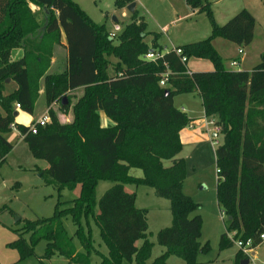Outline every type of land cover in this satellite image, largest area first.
<instances>
[{
    "label": "trees",
    "instance_id": "16d2710c",
    "mask_svg": "<svg viewBox=\"0 0 264 264\" xmlns=\"http://www.w3.org/2000/svg\"><path fill=\"white\" fill-rule=\"evenodd\" d=\"M133 3L118 0L116 7ZM209 16L213 34L208 40L178 48L180 56L170 52L163 60L147 62L144 56L160 49L159 36L153 35L151 48L143 21L135 19L111 39L105 26L97 25L73 0H0V166L14 149L5 135L15 123V106L34 115L44 90L46 107L60 104V112L71 113L73 122L62 124L59 111L51 109L50 123L37 134L33 135L30 127L18 125L17 130L32 157L48 164L43 172L46 185L59 195L81 186L80 198L59 202L51 219L28 222L23 235L12 244L20 251L21 261L45 241L43 259L58 255L68 264H91L93 253L100 256L101 264H168L172 256L196 264L198 254L207 252L208 247L200 243L202 219L193 216L199 207L183 193L186 166L178 156L183 148L181 133L192 120L175 107L179 95L197 94L206 117L217 118L216 127L224 137L215 151L217 198L232 221H227L220 250L234 245L228 233H236V240L244 243L251 241L252 250L263 243L264 53L251 72L226 70L214 41L222 39L246 48L253 43L256 20L247 10L224 26H219L210 12ZM61 32L67 39V56L64 67L53 72ZM17 50L23 57L12 60ZM111 57L117 62L112 63ZM183 57L188 62L208 60L214 70L189 75ZM164 63L171 75L167 87L161 88ZM8 80L16 83L17 90L5 96ZM80 89V98L70 95ZM100 112L112 126H101ZM166 161L172 162L168 168ZM132 170L142 171L143 177L131 176ZM103 181L114 186L97 202V187ZM127 185L151 188L158 198L171 203L172 226L157 235L165 253L153 262L149 211L137 208L136 194L129 193ZM67 218L77 227L75 237L84 253L77 250L74 237L64 228ZM92 221L107 256L94 245ZM24 234L33 235L30 243ZM245 256L239 250L237 263Z\"/></svg>",
    "mask_w": 264,
    "mask_h": 264
},
{
    "label": "rangeland",
    "instance_id": "374dc122",
    "mask_svg": "<svg viewBox=\"0 0 264 264\" xmlns=\"http://www.w3.org/2000/svg\"><path fill=\"white\" fill-rule=\"evenodd\" d=\"M73 1L97 25L105 26L110 33L114 32L115 26L124 29L135 19L145 22L147 33L150 34L146 43L152 48L153 35H158L157 46L160 49L156 51H161L164 55L173 48L178 49L208 40L213 34L209 12L219 26H224L239 12L247 10L256 16L260 27L259 33H261V29L264 31V0H134L136 4L135 13L128 11L130 5L118 9L116 7L118 0ZM31 7L37 11V14L41 15L36 6L32 5ZM113 18H116L119 23L115 24ZM219 43L226 44L228 42L221 40ZM216 48L225 56L224 66L231 68L229 61H227V55H224L223 46L217 44ZM234 54L235 51L228 55L234 56ZM12 60H15L14 56ZM54 60L52 71L56 72L58 68L64 67L65 54L59 52ZM110 61L112 63L117 62L114 57H111ZM188 68L193 71L209 68L213 71L214 66L208 60L191 59ZM15 88L16 83L10 85L8 91L14 93ZM4 95L6 96L7 93ZM70 95L80 98L82 91L72 92ZM174 103L178 110L186 108L190 112L189 116L195 120V127L192 129L188 127L185 130L186 137H189L190 140H185V143H182L183 148L178 159L183 160L186 166L183 193L198 205L199 210L193 216L199 215L203 222L201 246L208 247L207 252L198 254L196 264H238L239 248L235 244L230 249L220 250L221 237L227 233L228 217L219 207L217 198L215 151L224 141L223 135L219 133L216 127L217 118L206 117L199 96L179 95L175 97ZM51 109L59 111V120L62 124L73 122L71 113L60 112V104H54ZM51 109L47 108L44 99L39 97L34 115L21 113L24 120V125L21 126L30 127L32 118L49 114ZM214 134L217 136L213 137ZM5 137L9 143L15 145L20 139V134L17 130L12 129ZM44 165L46 163L34 159L28 147L23 144L0 166V264H68L65 258L58 255L51 259H43L47 249L45 241L39 242L34 254L24 261H21L20 251L12 246L23 235L28 222L51 219L59 202L69 203L81 196L80 185L72 190H64L61 195L53 186L46 185L42 170ZM164 165L168 168L172 162L166 161ZM130 174L138 178L143 177L142 171L139 170H132ZM113 186L112 182H100L96 192L97 202ZM126 188L137 193V207L149 211L147 217L149 239L154 244L150 262H153L165 253V249L158 245L157 235L162 230L172 226L171 203L158 198L151 188H137L130 185H127ZM63 224L68 235L74 237L77 250L84 253L79 239L75 237L77 227L72 219H64ZM91 228L96 249L107 256L108 250L101 240L100 231L94 221L91 222ZM23 238L30 243L33 235L24 234ZM141 244L140 242L138 246ZM257 253V258H255L256 255H246L244 261L249 260L250 264H264V243L257 248ZM101 262L100 256L95 253L91 255V264H101ZM168 264L186 263L172 256L168 259Z\"/></svg>",
    "mask_w": 264,
    "mask_h": 264
},
{
    "label": "crops",
    "instance_id": "0c3cea01",
    "mask_svg": "<svg viewBox=\"0 0 264 264\" xmlns=\"http://www.w3.org/2000/svg\"><path fill=\"white\" fill-rule=\"evenodd\" d=\"M252 14V13H251ZM256 20V26H255V32H254V40H253V43L246 47V48H239L237 47L236 45L234 44H231V43H226V44H223V43H219L222 39H216L213 43V46L215 48V50L218 52V54L221 56V58L224 60V57L223 54L220 53V51L217 50L216 48V45L217 44H221V46H223L224 48V55H227V61H229V64L231 66V63L233 61H236L238 62L239 66L238 67H231L232 69H237V70H232L231 68H226L225 66V69L228 70V71H247V72H251L261 61V56L262 54L264 53V31H262L261 29V33H259V22L256 18V16L254 14H252ZM119 23V22H118ZM117 23V24H118ZM60 40H61V48H59L58 50V53L59 52H63L65 54V58L67 56V48H68V43H67V39L65 37V35L63 34V32H61V37H60ZM227 42V41H226ZM173 49H176V48H173ZM172 49V50H173ZM171 51H168L166 54L172 52ZM235 51V54L234 56H230L228 55L229 53H233ZM240 52H242L240 54ZM165 54V55H166ZM13 56L15 57V60H19L23 57V52L20 51V50H17L13 53ZM55 60H53V64H54ZM189 63V62H188ZM188 63H187V70H189L191 73H199V72H212L209 68H207V70H200V69H196L195 71L191 70L190 68H188ZM54 66V65H53ZM214 70V68H213ZM52 71V70H51ZM12 84H15L14 82H11L10 84H7L6 85V88H5V92L4 93H7V95H10L12 94L11 91H8V87ZM17 90V85H16V88H15V91ZM77 91H82L81 89L80 90H77ZM75 91V92H77ZM43 94H44V90H41L40 92V97L41 99L43 98ZM198 96L197 94H193V95H190V96ZM188 96V95H187ZM44 99V98H43ZM175 105V103H174ZM15 109H16V106H15ZM178 109V108H177ZM180 110H182L184 113H186L188 115V117L192 120V124L191 126H189L190 129L194 128L195 125H194V119L192 117L189 116V113L186 108H181ZM16 113H17V117L16 120H15V123L13 126L16 127L15 130H17V126L18 125H24V120L22 119L21 117V113L22 111L20 110H17L16 109ZM2 114H4V112L1 110ZM36 112V111H35ZM192 113V112H191ZM44 116V115H43ZM43 116L41 117H34L31 119L30 123L33 125L36 121H38L40 118H42ZM22 119V120H21ZM100 122H101V126L102 127H109V126H112V122L105 116V114L103 113H100ZM13 129V128H12ZM14 130V129H13ZM186 130V129H185ZM185 130L181 133V142L184 144L185 143V140L186 141H189L190 138L189 137H186V132ZM17 132L20 134V132L17 130ZM186 137V138H185ZM11 144V143H10ZM23 144H25V146L28 147V145L24 142V136H22L20 134V139L18 141V143H16L15 145H13L14 149L13 151L11 152V154H13L16 149L18 147H21ZM29 149V148H28ZM10 154V155H11ZM10 155L8 156L7 160L9 159ZM46 163V162H45ZM49 168L48 164L46 163V165H44V167L42 168L43 171H46L47 169ZM126 190L129 192V193H135L133 190H130V189H127ZM136 194V206H137V193ZM139 208V207H137ZM139 209H142V208H139ZM139 244V243H138ZM137 244V245H138ZM263 244V243H262ZM261 244V245H262ZM260 245V246H261ZM259 246V247H260ZM254 254L256 255L255 258H257L258 256V253H257V249L254 250L252 253H251V256H254ZM250 264V262H249Z\"/></svg>",
    "mask_w": 264,
    "mask_h": 264
},
{
    "label": "built area",
    "instance_id": "2783aa9c",
    "mask_svg": "<svg viewBox=\"0 0 264 264\" xmlns=\"http://www.w3.org/2000/svg\"><path fill=\"white\" fill-rule=\"evenodd\" d=\"M121 31H122V29L119 26H115L114 32L110 33V38L115 39L117 37V35L121 33ZM172 52L176 53L179 56L182 55V51L180 49H173ZM241 53L242 52H240V54ZM164 57H165V55L162 54L161 52L151 51L144 56V60L147 62H157L159 60H163ZM182 63L187 67V63H188L187 58L183 57ZM238 66H239V64L236 61H233L231 63V67H238ZM164 68H165V70L161 74L160 82H159V85L161 88L167 87L168 81H169V78L171 75V71L169 69V66L166 63H164ZM187 73L189 75H191V72L189 70H187ZM16 109L20 110L21 107L19 105H16ZM49 122H50V117H49V114L47 113L42 118H40L38 121H36L33 125L30 126V132L33 135L37 134L38 130L41 128H45ZM12 128L16 129L15 126H12ZM227 237H228L229 241H231L233 244H235L239 248V250H242L245 255L251 256V253L254 251L251 249V241L244 243L240 240H236V238H235L236 233H228ZM261 240L264 243V235L261 236Z\"/></svg>",
    "mask_w": 264,
    "mask_h": 264
},
{
    "label": "water",
    "instance_id": "95a60500",
    "mask_svg": "<svg viewBox=\"0 0 264 264\" xmlns=\"http://www.w3.org/2000/svg\"><path fill=\"white\" fill-rule=\"evenodd\" d=\"M135 8H136V4L133 3L132 5H130V6L128 7V11H129L130 13H135ZM113 22H114L115 24H117V23H118V20H117L116 18H113ZM6 83H7V84H10L11 81L8 80ZM166 94L168 95L169 93L167 92ZM65 104H66V101H65ZM15 117H17V113H15ZM216 136H217V134H214V135H213V137H216ZM228 221H229V222L232 221V218H228ZM249 262H250L249 260H246V261H242L241 264H249Z\"/></svg>",
    "mask_w": 264,
    "mask_h": 264
},
{
    "label": "bare ground",
    "instance_id": "6f19581e",
    "mask_svg": "<svg viewBox=\"0 0 264 264\" xmlns=\"http://www.w3.org/2000/svg\"><path fill=\"white\" fill-rule=\"evenodd\" d=\"M254 256H255V254H254Z\"/></svg>",
    "mask_w": 264,
    "mask_h": 264
}]
</instances>
